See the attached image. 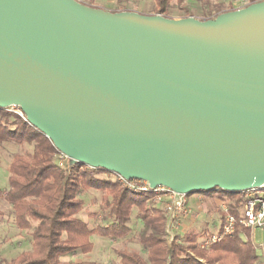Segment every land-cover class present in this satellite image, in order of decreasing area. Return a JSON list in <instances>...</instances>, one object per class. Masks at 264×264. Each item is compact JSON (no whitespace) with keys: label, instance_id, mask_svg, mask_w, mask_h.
Returning <instances> with one entry per match:
<instances>
[{"label":"water","instance_id":"1","mask_svg":"<svg viewBox=\"0 0 264 264\" xmlns=\"http://www.w3.org/2000/svg\"><path fill=\"white\" fill-rule=\"evenodd\" d=\"M68 159L190 195L264 184V1L215 18L0 0V109Z\"/></svg>","mask_w":264,"mask_h":264},{"label":"trees","instance_id":"2","mask_svg":"<svg viewBox=\"0 0 264 264\" xmlns=\"http://www.w3.org/2000/svg\"><path fill=\"white\" fill-rule=\"evenodd\" d=\"M153 1L156 15H164L168 0ZM260 1L264 0H249L246 6ZM208 19L212 17L205 20ZM7 143L32 146L31 152L12 156L7 168L8 188L0 189V199L11 207L16 228L29 231L30 250L10 260H0V264H94L62 258L75 253L89 254L93 249L90 241L93 235L111 240L127 237L131 232L128 224L133 209L142 224L136 240L146 252V258L135 252L117 250L119 264H259L261 255L249 239L250 231L239 225L232 237L209 249L199 248L197 242L206 232L174 235L169 239L168 219L163 207L149 203L151 195L128 191L117 180L98 179L96 174L108 173L103 170L82 164L69 166L68 161L64 168L59 167L58 152L43 134L17 115L0 110V146ZM90 189L102 192L101 210L107 223L94 229L78 218L84 205L77 197L78 192ZM200 194L217 195L229 201L231 212L238 217L234 204L241 193L214 190Z\"/></svg>","mask_w":264,"mask_h":264},{"label":"rangeland","instance_id":"3","mask_svg":"<svg viewBox=\"0 0 264 264\" xmlns=\"http://www.w3.org/2000/svg\"><path fill=\"white\" fill-rule=\"evenodd\" d=\"M77 2L96 9L108 12L130 11L142 15H156L157 10L153 0H76ZM249 0H168L167 12L162 15L170 19H181L186 17H194L199 20L206 18H214L218 12H228L230 10H238L244 8ZM32 151V146L3 144L0 146V189L8 188V165L13 155L26 154ZM98 179L103 181H116L114 174L99 173L96 174ZM102 192L94 189L80 190L77 197L83 201V210L78 218L85 221L90 229H94L100 225H106L103 211L101 210ZM239 196V195H238ZM237 198V197H235ZM206 202L209 213L212 218L209 220L205 216L200 217L203 226L207 227L209 232L215 231L220 224V216L214 211V207L220 203H228L229 201L220 199L217 195L211 197H203ZM152 205L163 207V203H156L153 200L149 202ZM212 220V221H211ZM184 220L180 219L179 223ZM213 223L215 225H213ZM131 232L121 240H111L105 237L93 235L90 241L93 244L92 251L87 254L75 253L66 256L63 261H71L75 263L91 262L94 264H119V260L115 254L117 250H127L135 252L142 258H146V252L138 244L136 235L142 224L137 218L136 209H133L131 221L128 224ZM207 232V231H206ZM179 230L175 229L171 232L174 235L181 236ZM203 232L198 233L201 235ZM208 233V232H207ZM196 234V233H194ZM184 236V235H183ZM201 237L197 238V242ZM252 241L256 245H264V233L255 230L251 234ZM30 250L29 231H20L14 225L13 213L11 207L1 198L0 199V260H10L22 252ZM261 255L259 264H264V256L262 250H257Z\"/></svg>","mask_w":264,"mask_h":264},{"label":"built area","instance_id":"4","mask_svg":"<svg viewBox=\"0 0 264 264\" xmlns=\"http://www.w3.org/2000/svg\"><path fill=\"white\" fill-rule=\"evenodd\" d=\"M0 110L15 114L25 120L21 110L16 106ZM67 161L68 159L58 152V166L64 168ZM117 181L125 186L128 191L149 194L154 202L163 203L164 215L168 219L167 234L169 239L172 238L171 232L177 229L179 220L192 215L191 207L187 201L189 195H179L176 200L175 194L164 187H157L152 190L147 182L137 180L125 181L118 176ZM199 203H201V200ZM230 205L231 203L228 202L220 203L214 207V211L220 216V226L217 230L199 239V248L209 249L212 245L221 242L225 238L232 237L238 225L250 231V241H252L251 234L253 231L258 230L264 233V184L260 188L249 189L241 193L239 201L234 204L238 217L231 212ZM256 246L258 250L264 252V245L260 244Z\"/></svg>","mask_w":264,"mask_h":264},{"label":"crops","instance_id":"5","mask_svg":"<svg viewBox=\"0 0 264 264\" xmlns=\"http://www.w3.org/2000/svg\"><path fill=\"white\" fill-rule=\"evenodd\" d=\"M203 197L206 196H203L200 193H194L188 196L187 201H188V205L191 207L192 215L183 219L184 221L177 225V230H179L180 232L178 234H180L181 236L189 233L198 234L200 232H206V231L208 233L213 232V231L209 232L207 230V227L203 226L202 221L199 220L201 216L203 217L205 216L209 220L212 218V215L209 213L208 208L206 207L207 206L206 202L203 201ZM200 200L201 203H199ZM213 225L215 224L213 223ZM218 226H220V224H218ZM64 258L65 257H63L62 260Z\"/></svg>","mask_w":264,"mask_h":264}]
</instances>
